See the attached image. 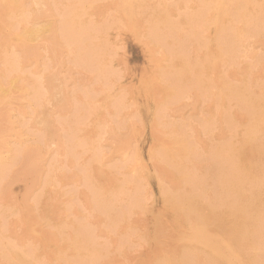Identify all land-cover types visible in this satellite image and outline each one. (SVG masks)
Masks as SVG:
<instances>
[{
    "label": "rangeland",
    "instance_id": "374dc122",
    "mask_svg": "<svg viewBox=\"0 0 264 264\" xmlns=\"http://www.w3.org/2000/svg\"><path fill=\"white\" fill-rule=\"evenodd\" d=\"M34 1L0 0V100H2L0 101V264H7L9 262L7 259L10 260L8 264H21L22 260L25 264H163L164 261L166 262L164 264H175L172 261L178 264L177 260L179 259L180 262L181 258L183 260L179 264H187V261L188 264L191 261L192 263L190 264H203L206 262L208 264H217L216 261H218V264H229L230 262L231 264H260L261 262V264H264V218H260L263 214L262 211L264 212V205H262L264 204L262 202L264 199H261L262 196L258 198L262 192L264 193V176L261 177L262 174H259L264 173V154H262L264 153V150L262 151L264 149V118L262 119V116H264V102H261L264 101L261 99L264 95V0H220L221 2L217 0H214L215 2L213 0H204L205 2L199 0L203 5L199 1L197 3V0H149V2L147 0L146 2L141 0L142 5L139 3L140 0H134V3L131 0H39L40 2L36 1L37 3ZM116 1L118 4L115 3ZM21 2H24L25 5ZM162 2L166 8H164ZM38 3L42 4L39 5ZM124 3L128 5V8L125 7L126 5L124 6ZM244 3L247 4L245 5ZM112 4L115 8L111 6ZM132 5L134 6L135 12ZM220 5H226L225 9L223 8L224 6L221 7ZM123 6L131 14H127L128 12L125 13V8L121 11ZM22 7L24 8L22 9ZM37 7L38 11L36 10ZM142 7L144 11H141ZM215 8H217V11H215ZM117 9L120 11L118 12ZM145 9H148V11L146 12ZM218 9H224L221 12L225 18L222 17L221 19V12L219 13L220 10ZM76 10L79 11L77 12ZM136 10L140 11L136 12ZM239 10L240 12H238ZM121 12H124V15ZM238 13H242V17ZM210 14L215 15H212L211 18ZM232 15L234 18L231 17ZM182 16L186 18V21L185 19L183 20ZM252 18L254 21H252ZM75 19L79 24H77L78 22ZM249 19L251 22L248 21ZM225 20L226 22H232L226 24ZM175 21L177 22L175 23ZM182 21H185L184 23L189 28L186 24L181 23ZM153 22L156 25H153ZM196 22H202L203 25ZM165 23L169 27L164 26ZM38 24L43 27L40 31L41 33L38 32L39 34L37 33L36 37L34 35L28 39H20L19 34L23 27ZM221 24L222 27L220 26ZM206 25L208 26L206 27ZM248 25L252 27L250 28ZM55 26L56 28L57 26L61 28L57 30ZM219 26L222 31H217L216 27L219 29ZM104 27L105 29H103ZM171 28L177 30L174 32ZM184 28L187 32L189 31L188 33L191 36L185 33ZM244 30L248 32L244 33ZM59 31L61 32V36L59 34L56 35ZM170 31L174 36L169 33ZM181 31L185 32L180 33ZM196 31L199 32L197 33ZM65 33H69V37ZM64 34L65 36H63ZM151 34L152 37L156 36L157 38L155 37L153 39ZM222 34L225 39L222 37ZM161 35L164 37L166 35V37L163 38ZM213 36L215 37L213 38ZM239 36L247 38H240ZM64 37H67L66 40ZM177 37L179 38L177 39ZM173 38L174 40H172ZM221 39L224 40L221 41ZM65 41L67 42L65 43ZM225 41L227 45L234 48L235 52L239 53H235L232 50L233 48L231 49L229 46V52L226 51L228 47L224 45ZM178 42L182 46H178ZM215 44L216 46L214 47ZM181 47H183V50L180 52L179 49ZM176 48H179L177 50L179 52L175 50ZM216 49H221L223 52ZM218 52L220 55H217ZM230 52L235 55L229 54ZM183 53L184 55H182ZM2 54L5 55L2 56ZM8 55L11 58L8 59ZM226 55L229 57H224ZM173 70L175 71L173 72ZM169 75H172V77ZM215 81L220 85L217 86ZM260 82L262 85H260ZM13 84L16 86H12ZM234 84L235 86L230 89L229 87H232ZM227 85L230 86L227 88ZM1 87H3V91ZM226 88L229 90H227L228 93ZM239 91H243L244 93L240 95ZM245 92H250V95L253 97L257 96V98L253 99V97L246 95ZM214 93H217V96ZM218 93L222 94L219 95ZM234 93H236L234 96L239 97L240 101L236 97H233ZM224 94H227V96ZM247 96L250 98H247ZM232 98H235L233 101H237L238 104L237 102L234 103ZM257 99L258 101H256ZM228 100L230 101L227 102ZM246 100L248 102L255 101H253L254 103L250 102L252 105H249ZM226 102L228 106H225ZM239 102L242 105V109L240 108ZM255 103L259 107L261 105L260 108L262 109L260 110ZM248 105L250 109H248ZM258 111H262L263 114ZM257 112L261 114L259 117H261L260 120L262 121L259 120V114ZM223 113L226 114L223 115V117H226V120L225 117L224 119L220 118ZM250 113L253 114L252 117H250ZM253 120L257 125L252 123V127H250ZM218 122L222 124H218ZM253 125L257 127L254 128ZM175 126L178 127V131ZM245 127L251 136L248 132L244 131L246 129ZM224 129L230 131L226 132ZM244 132L249 136H246ZM233 133H235V137L231 135ZM242 133L244 134L242 135ZM222 134L228 137H222ZM244 136L245 138H243ZM247 137L250 140H247ZM261 137L262 139H259ZM171 138L173 141L174 139L179 141L173 142ZM183 139L189 147L191 146L190 148L188 145L185 146ZM168 142L171 143L169 144ZM215 144L216 146H213ZM222 144L225 147L227 146L228 149L226 150ZM255 144H258L256 145L257 147ZM177 145L183 149L186 148L187 157L181 147V150L178 151L174 149ZM232 145L235 150L231 147ZM242 145L243 147H241ZM170 146L174 148H169ZM176 148L178 149V147ZM215 148L216 151H213ZM249 149L250 151L248 153ZM229 151L233 153L230 154L232 157L229 155ZM239 152L241 153L239 154ZM250 152H254V154L251 155ZM198 155L199 157H197ZM191 156H194V159ZM255 156L258 158V161ZM217 157L218 162L220 161L222 163H216L215 161V164H213V160L217 159ZM222 157L224 159L226 157L227 159L224 160ZM259 158L263 162L259 163ZM253 159L259 163H256V168L254 167L255 162ZM223 160L225 161L224 164ZM198 161L205 162L200 163ZM237 161L242 166L240 170H238L240 167ZM192 163L197 165H193ZM198 163L201 165H198ZM216 164H219L218 166L223 164L221 167L224 166L225 168L219 167L218 169ZM260 164L263 166H260L259 170V166L257 167V165ZM230 165L235 170L229 168ZM214 166L215 168H213ZM207 169L208 172L206 171ZM242 169H244V172H242ZM248 169H251V173L249 174L247 172ZM217 170H222L223 173L222 171H218L216 174L215 171ZM233 170L235 173H233ZM240 171L245 175H242ZM234 174H237V176ZM192 175H196L193 181ZM225 175H228L230 178ZM252 175H254V180ZM256 175L257 179L255 177ZM212 176L215 178L220 176L217 180L221 183L213 177L216 180L214 181ZM222 177L225 179H222ZM232 177L233 179L236 177L235 182L231 180ZM208 178H211V181ZM185 179L186 181H184ZM201 179H204V181ZM255 179L258 182L260 181V184ZM228 180L233 181V183L230 182V184ZM240 180H242V183ZM194 181H198V183L201 181L199 183L200 187ZM209 181L213 184L214 188L216 185L218 186V188L216 186L217 190H212V184H209ZM249 181H252L255 186H257L256 183L259 185V188L257 187V193H255L256 187L252 189L254 185L252 184V186ZM236 183L237 185L239 184L238 186L241 189L236 186ZM243 183L245 184L243 185ZM186 184H190L192 188L190 186L188 188ZM241 184L244 188L240 186ZM222 185L225 186L222 188ZM226 186L231 189L233 186L235 187L231 191ZM190 188L194 191L190 190ZM235 188L239 192L234 190ZM168 192L169 194H167ZM212 192L214 194L211 197L210 194ZM190 193H192L191 195L193 193L196 195L194 194V197H192ZM228 193L229 195H233L231 197H236L235 200L234 198H229ZM198 194H201L203 197ZM240 194H243V196ZM223 195L228 198H225ZM244 196L245 199L247 197L246 202L243 198ZM183 198H185V202H183ZM259 199L262 200H260L262 202L261 204ZM168 200L169 202H166ZM213 202L216 204L214 203L213 205ZM236 203L238 206L243 203V206H240V208H245L246 211L242 208H236ZM245 203L251 204L246 205ZM176 205H179L180 209ZM193 206H196L194 207L195 210ZM256 206L257 209H255ZM203 207L208 208L204 209ZM248 207L251 208V212ZM252 207H254L255 212ZM236 209L242 210L243 214H240L241 212L236 211ZM177 210L178 213H181L178 214ZM232 210L236 215L235 218L233 217L234 214H231L233 213ZM221 212L224 214H221ZM253 212L258 215L256 216ZM197 213L202 214L197 215ZM250 213L252 214L250 215ZM225 214H229L231 217ZM217 215L224 221H221ZM239 215L247 216H245V219H241L242 217ZM183 217L186 218L184 219ZM193 217L196 221H192ZM253 219L258 220L255 222V220L252 221ZM207 220L211 223H206ZM236 220L239 221L238 224L234 222ZM244 220L246 222L250 220L252 224L254 222L253 225L256 224L258 228L256 229V226L252 225L253 229L251 231L249 229L252 228L250 227L251 225H248L249 227L247 226L250 222L245 223ZM241 222H244L243 226ZM229 223H232L230 225L232 226V230H230V226H226ZM219 226L225 228L219 229ZM190 227L191 229H189ZM187 229L190 230L189 233L195 232L192 230H196L195 234L198 233V229L200 231L204 230V235L207 234L206 237L208 236V239L200 232L198 234L201 238L203 236L201 242L206 241L209 245L206 243L202 245L198 240H196L197 242H194V240V244L192 242L190 244L189 241H192L193 238L188 235H193L194 233H186L188 231ZM227 229L229 232H234V235L230 233L232 237H235L242 229V233L240 232L239 234L240 236L243 235L242 238L238 235L239 239L237 241L236 237L238 236L232 238L226 231L224 232L226 233L224 236L223 231ZM238 229L239 231H237ZM215 230L220 232L217 231V234ZM176 232L180 235L178 236ZM248 232H250L248 235L251 234L250 237L252 240L250 242V238L247 236ZM252 232L255 233L252 234ZM259 232L260 237L263 235L261 238L258 237ZM180 236L186 237L185 239L187 237L192 239L185 240L184 237L180 238ZM244 236L249 243L247 241L245 242L243 239ZM254 236H257V240L256 238L253 240ZM209 237L212 241H207ZM179 238L183 239L180 240ZM213 239H215V242ZM219 240L226 244L227 250H231L234 247V251L232 250L234 256L238 254L235 258L241 260L242 256L243 259L240 262L236 259V261L234 260L232 262L231 260L234 259L232 257V251H227L225 245ZM233 240L237 243L241 242L238 244L240 247L243 246V250ZM211 242L221 243L219 244L220 251L223 250L226 255L229 254V258L227 257L228 259H226L230 260L227 261L221 258L219 260L210 248ZM251 242H254V244L250 245ZM246 243L253 246V248L257 244L259 246L257 245L254 248L255 250L252 247H249L252 248L251 250H247L249 245ZM192 244L194 246L196 245V247ZM205 244L209 247L205 246ZM230 247L232 248L230 249ZM244 247L248 251L247 253ZM256 250L257 253L255 254ZM200 251L205 254L206 259ZM240 251L242 253L244 252L245 255L242 254L240 256ZM260 253L263 255H260ZM172 254L173 256H171ZM159 255H162V258ZM188 255L189 258L187 257ZM6 256L7 261L4 259ZM25 256L26 258L24 260ZM245 256H249L248 258H251V262ZM29 257L32 260L31 262ZM170 257L171 260H169ZM202 257H204V260ZM252 257H256L260 261H256V258L252 259ZM158 258L161 260L157 262ZM23 262L22 264H24Z\"/></svg>",
    "mask_w": 264,
    "mask_h": 264
},
{
    "label": "bare ground",
    "instance_id": "6f19581e",
    "mask_svg": "<svg viewBox=\"0 0 264 264\" xmlns=\"http://www.w3.org/2000/svg\"><path fill=\"white\" fill-rule=\"evenodd\" d=\"M10 1H13V0H10ZM36 1L40 2L39 0H35L34 2H36ZM42 1H43V0H42ZM46 1H47V0H46ZM112 1H114V0H112ZM117 1H118V0H117ZM117 1H116L115 3H117ZM125 1H127V0H125ZM131 1L133 2L134 0H131ZM135 1H136V0H135ZM135 1H134V2H135ZM144 1L146 2V0H144ZM147 1L149 2V0H147ZM150 1H151V0H150ZM158 1H159V0H158ZM198 1H199V0H197V3L200 2V4H202L201 1H199V2H198ZM203 1H204V0H203ZM217 1H220V0H217ZM234 1H235V0H234ZM248 1H250V0H248ZM258 1H259V0H258ZM260 1H261V0H260ZM25 2H27V1H25ZM34 2H33V4H34ZM55 2H56V1H55ZM134 2H133V3H134ZM137 2H139V1H137ZM137 2H136V3H137ZM153 2H154V1H153ZM155 2H156V1H155ZM204 2H205V1H204ZM206 2H207V1H206ZM213 2H215V1L213 0ZM220 2H221V1H220ZM220 2H219V3H220ZM226 2H227V1H226ZM236 2H237V1H236ZM241 2H242V1H241ZM8 3H10V2L8 1ZM21 3H23V4L25 5L24 2H21ZM36 3H37V2H36ZM56 3H57V2H56ZM115 3H114V4H115ZM121 3H122V2H121ZM127 3H128V2H127ZM139 3L142 5V1H141V0H140ZM27 4H28V3H27ZM38 4L40 5V4H42V3H38ZM117 4H118V3H117ZM158 4H160V3H158ZM162 4H163V2H162ZM205 4H206V3H205ZM214 4H216V3H214ZM222 4H223V3H222ZM225 4H226V3H225ZM233 4H234V3H233ZM238 4H240V3L238 2ZM244 4H245V3H244ZM246 4H247V3H246ZM246 4H245V5H246ZM248 4H249V3H248ZM19 5H20V4H19ZM21 5H22V4H21ZM55 5H56V4H55ZM55 5H54V6H55ZM58 5H59V4H58ZM58 5H57V6H58ZM121 5H122V4H121ZM125 5H126V3H124V6H125ZM153 5H154V4H153ZM163 5H164V8H166V7H165V4H163ZM202 5H203V4H202ZM207 5H208V3H207ZM261 5H262V4H261ZM27 6H28V5H27ZM111 6H113V4H112ZM124 6L122 7V10H121V11H123V9H124L125 7H127L128 5H126L125 7H124ZM138 6H139V5H138ZM148 6H149V5H148ZM148 6H147V7H148ZM155 6H156V5H155ZM155 6H154V7H155ZM208 6H209V5H208ZM214 6H215V5H214ZM217 6H218V5H217ZM220 6H221V5H220ZM220 6H219V7H220ZM223 6H224V5H223ZM223 6H221V7H223ZM225 6H226V5H225ZM225 6L223 7L224 9H225ZM233 6H234V5H233ZM238 6H239V5H238ZM249 6H251V5H249ZM252 6H253V3H252ZM252 6H251V8H252ZM259 6H260V5H259ZM263 6H264V5H263ZM35 7H36V6H35ZM38 7H39V6H38ZM38 7H37V9H36L37 11H38ZM41 7H42V6H41ZM44 7H45V5H44ZM133 7H134V6L132 5V8H133ZM145 7H146V4H145ZM145 7H144V8H145ZM156 7H157V6H156ZM156 7H155V8H156ZM158 7H159V6H158ZM199 7H201V6H199ZM211 7H212V6H211ZM227 7H228V6H227ZM243 7H244V6H243ZM255 7H256V6H255ZM23 8H24V7H22V9H23ZM25 8H26V6H25ZM113 8H115V7L113 6ZM120 8H121V6H120ZM127 8H128V7H127ZM127 8H125V9H126V12H125V13L128 12V9H127ZM129 8H130V7H129ZM132 8H131V9H132ZM152 8H153V6H152ZM209 8H210V7H209ZM244 8H245V7H244ZM262 8H263V7H262ZM26 9H27V8H26ZM52 9H53V8H52ZM58 9H59V8H58ZM149 9H150V8H149ZM203 9H204V8H203ZM211 9H212V8H211ZM215 9H216L215 11H217V8H215ZM221 9H222V8H221ZM221 9H218V10H220L219 13H220L221 11H224V9H223V10H221ZM238 9H239V7H238ZM252 9H253V8H252ZM256 9H257V7H256ZM258 9H259V8H258ZM11 10H12V9H11ZM27 10H28V9H27ZM30 10H32V9H30ZM133 10H134V8H133ZM145 10H146V9H145ZM161 10H163V9H161ZM167 10H168V9H167ZM172 10H173V9H172ZM207 10H208V9H207ZM207 10H205L206 13H208ZM231 10H232V9H231ZM233 10H234V8H233ZM244 10H245V9H244ZM254 10H255V8H254ZM52 11H54V10H52ZM72 11H73V10H72ZM76 11H77V10H76ZM78 11H79V10H78ZM78 11H77V12H78ZM117 11H118V9H117ZM119 11H120V10H119ZM119 11H118V12H119ZM139 11H140V10H139ZM139 11L136 10V12H139ZM141 11H144L143 7H142V10H141ZM147 11H148V9L146 10V12H147ZM173 11H174V10H173ZM175 11L178 12L177 10H175ZM199 11H200V10H199ZM202 11H203V10H202ZM202 11H201V12H202ZM205 11H204V12H205ZM213 11H214V10H213ZM213 11H212V13H213ZM215 11H214V12H215ZM248 11H251V12H252L253 10H248ZM11 12H12V11H11ZM31 12H32V11H31ZM34 12H35V11H34ZM54 12H55V11H54ZM129 12H130V11H129ZM129 12H128L127 14H131V13H129ZM134 12H135V10H134ZM153 12H154V11H153ZM236 12H237V11H236ZM238 12H240V10H239ZM242 12H243V10H242ZM263 12H264V10H263ZM14 13H15V12H14ZM17 13H18V12H17ZM73 13H75V12H73ZM114 13H116V11H114ZM121 13H122V12H121ZM143 13H144V12H143ZM160 13H161V12H160ZM174 13H175V12H174ZM181 13H183V12H181ZM194 13H195V12H194ZM216 13L219 15L218 12H216ZM253 13H254V12H253ZM261 13H262V11H261ZM21 14H22V13H21ZM37 14H38V12H37ZM75 14H76V13H75ZM110 14H111V13H110ZM122 14L124 15V12H123ZM134 14L136 15V13H134ZM176 14H177V13H176ZM176 14H175V15H176ZM178 14H179V13H178ZM222 14H223V13L221 12V13H220V15H221V19H222V17H224V14H223V15H222ZM225 14H226V13H225ZM238 14H240V13H238ZM256 14H258V13H256ZM23 15H24V14H23ZM25 15H26V14H25ZM72 15H73V14H72ZM139 15H142V14H139ZM139 15H138V16H139ZM143 15H145V14H143ZM194 15H195V14H194ZM198 15H199V14H198ZM208 15H209V14H208ZM210 15H211L210 17L212 18V15H215V14H210ZM220 15H219V16H220ZM235 15H237V14L235 13ZM245 15H246V14H245ZM248 15H249V14H248ZM253 15H254V14H253ZM125 16H126V14H125ZM127 16H128V15H127ZM130 16H132V15H130ZM146 16H147V14H146ZM199 16H200V15H199ZM246 16H247V15H246ZM258 16H260V15H258ZM263 16H264V15H263ZM20 17H21V15H20ZM30 17H31V16H30ZM72 17H73V16H72ZM132 17H133V16H132ZM135 17H136V16H135ZM139 17H140V16H139ZM139 17H138V18H139ZM150 17H151V16H150ZM180 17H181V15H180ZM190 17H191V16H190ZM193 17H194V16H193ZM202 17H203V14H202ZM213 17H215V16H213ZM226 17H227V16H226ZM231 17H233V15H232ZM231 17H230V18H231ZM240 17H242V13L240 14ZM250 17H251V16H250ZM106 18H107V17H106ZM110 18H111V17H110ZM126 18H127V17H126ZM147 18H148V17H147ZM147 18H145V19H147ZM155 18H156V17H155ZM171 18H172V17H171ZM182 18H183V20L185 19V21H186V18H185L184 16H182ZM207 18H208V17H207ZM224 18H225V17H224ZM230 18H229V19H230ZM233 18H234V17H233ZM237 18H238L239 20H241V19L239 18V16H237ZM246 18H247V17H246ZM254 18H255V16H254ZM256 18H258V17H256ZM22 19H23V18H22ZM26 19H27V18H26ZM28 19H29V18H28ZM68 19H69V18H68ZM108 19H109V17H108ZM152 19H153V18H152ZM192 19H193V18H192ZM196 19H198V18H196ZM200 19H202V18L200 17ZM200 19H199V20H200ZM263 19H264V17H263ZM38 20H40V19H38ZM66 20H67V19H66ZM70 20H71V19H70ZM70 20H69V22H70ZM75 20H76V19H75ZM161 20H162V19H161ZM170 20H172V19H170ZM170 20H169V21H170ZM179 20H181V19H179ZM194 20H195V18H194ZM209 20H210V19H209ZM212 20H213V19H212ZM227 20H228V17H227ZM48 21H49V20H48ZM76 21H77V20H76ZM76 21H75V22H76ZM135 21H136V20H135ZM137 21L139 22L138 19H137ZM151 21H152V20H151ZM153 21H154V20H153ZM172 21H173V20H172ZM185 21H184V22H185ZM214 21L217 22V20H215V19H214ZM237 21H238V20H237ZM248 21H250V19H249ZM252 21H254L253 18H252ZM262 21H263V20H262ZM28 22H29V21H28ZM45 22H46V21H45ZM50 22H51V21H50ZM77 22H78V21H77ZM77 22H76V23H77ZM155 22H156V21H155ZM155 22H153L152 24L154 25ZM160 22H161V21H160ZM176 22H177V21H175V23H176ZM184 22L182 21L181 23H184ZM210 22H211V21H210ZM218 22H219V21H218ZM225 22H226V20H225ZM228 22H232V21H228ZM228 22H226V24H227ZM234 22H235V21H234ZM250 22H251V21H250ZM255 22H256V21H255ZM255 22H253V23H255ZM258 22H259V20H258ZM258 22H257V23H258ZM24 23H25V22H24ZM47 23H49V22H47ZM143 23H144V22H143ZM156 23H157V22H156ZM163 23H164V22H163ZM163 23H162V24H163ZM167 23H168V22H167ZM167 23H165L164 26L167 27V26H168V25H166ZM175 23H173V24L175 25ZM196 23H199V22H196ZM211 23H212V22H211ZM211 23H210V24H211ZM257 23H256V24H257ZM25 24H26V23H25ZM29 24H30V23H29ZM29 24H28V25H29ZM39 24H40V23H39ZM39 24H38V25H34V26H29V27L26 26V27H23V29L21 28V29H22V30L20 29L21 32L19 31L20 34L18 33L20 39H22V40H23V39H26V38L28 39V38L33 37L34 35H35L34 37H36L37 33L40 32V31L42 30V28H43V27H42L41 25H39ZM44 24L46 25V23H44ZM57 24H58V23H57ZM73 24H74V23H73ZM77 24H79V22H78ZM81 24H82V23H81ZM157 24H158V23H157ZM162 24H161V25H162ZM170 24H171V23H170ZM184 24H186V23H184ZM188 24H189V23H188ZM199 24H202V25H203L202 22L199 23ZM210 24H209V25H210ZM213 24H214V22H213ZM217 24H218V23H217ZM230 24H231V23H230ZM235 24H236V23H235ZM26 25H27V24H26ZM45 25H44V26H45ZM49 25H50V24H49ZM136 25H137V24H136ZM155 25H156V24H155ZM161 25H160V26H161ZM178 25H179V24H178ZM214 25H215V24H214ZM228 25H229V24H228ZM237 25H238V24H237ZM22 26H23V25H22ZM77 26H78V25H77ZM146 26H147V25H146ZM146 26H145V27H146ZM175 26H176V25H175ZM186 26H187V24H186ZM193 26H194V25H193ZM207 26H208V25H206V27H207ZM220 26L222 27V24H221ZM220 26H219V29L216 27L217 31L221 30V29H220ZM225 26H226V25H225ZM246 26H247V25H246ZM249 26H250V25H248V27H249ZM46 27L48 28V26H46ZM102 27H103V26H102ZM134 27H135V26H134ZM148 27H149V26H148ZM154 27H155V26H154ZM168 27H169V26H168ZM173 27H174V26H173ZM187 27L189 28V26H187ZM190 27L192 28L191 25H190ZM251 27H252V26H250V28H251ZM55 28H56V26H55ZM59 28H61V27H59ZM59 28H58V26H57L56 29L58 30ZM74 28H75V27H74ZM77 28H78V27H77ZM159 28H160V27H159ZM164 28H165V27H164ZM175 28H176V27H175ZM177 28H178V27H177ZM196 28H198V27H196ZM204 28H205V27H204ZM48 29H50V28H48ZM64 29H65V28H64ZM71 29H72V28H71ZM75 29H76V28H75ZM100 29H101V28H100ZM103 29H105V27H104ZM161 29H163V28H161ZM171 29H172V28H171ZM216 29H215V31H216ZM57 30H56V31H57ZM153 30H154V29H153ZM153 30H151V31H153ZM169 30H170V29H169ZM176 30H177V29H176ZM176 30H175V29H172V31H174V32H175ZM184 30H185V28H184ZM204 30H205V29H204ZM239 30H240V29H239ZM247 30H248V29H247ZM253 30H254V29H253ZM253 30H252V31H253ZM45 31H46V30H45ZM47 31H48V30H47ZM61 31H62V29H61ZM103 31H104V30H103ZM148 31H149V29H148ZM166 31H168V30H166ZM185 31H186V32H185ZM185 31H181L180 33L185 32V33L187 34V33L189 32V31L187 32V30H185ZM215 31H214V32H215ZM221 31H222V30H221ZM228 31H229V29H228ZM63 32H65V31H63ZM75 32H77V31L75 30ZM79 32H80V31H79ZM155 32H156V31H155ZM196 32H197V31H196ZM198 32H199V31H198ZM198 32H197V33H198ZM243 32H244V33H247L248 31L245 32V30H244ZM40 33H41V32H40ZM60 33H61V32L59 31V32L56 33V35L59 34V36H61ZM150 33H151V32H150ZM158 33H159V32H158ZM166 33H167V32H166ZM169 33H170L172 36H174V35L172 34L171 31H170ZM236 33H238V31H236ZM38 34H39V33H38ZM65 34H67V37H69V36H68L69 33H65ZM65 34H64L63 36H65ZM163 34H164V32H163ZM176 34H177V33H176ZM186 34H185V35H186ZM188 34L190 35V33H188ZM215 34H216V33H215ZM220 34H221V33H220ZM228 34H229V33H228ZM148 35H149V34H148ZM157 35H160V34H157ZM181 35H182V34H181ZM181 35H180V36H181ZM198 35H199V34H198ZM232 35H233V34H232ZM236 35L238 36V34H236ZM161 36H163V35H161ZM182 36H183V35H182ZM190 36H191V35H190ZM202 36H203V32H202ZM205 36H206V35H205ZM237 36H236V37H237ZM242 36H243V35H242ZM67 37H66V38H67ZM74 37H75V33H74ZM151 37H152V34H151ZM155 37H156V36H155ZM155 37L153 36L152 38L154 39ZM165 37H166V35H165ZM165 37L163 36V38H165ZM214 37H215V36H213V38H214ZM216 37H217V36H216ZM222 37H223V34H222ZM233 37H234V36H233ZM239 37H240V36H239ZM50 38H51V37H50ZM64 38H65V37H64ZM66 38H65V40H66ZM156 38H157V37H156ZM169 38H170V37H169ZM174 38H176V37H174ZM174 38H173L172 40H174ZM178 38H179V37H177V39H178ZM190 38H191V37H190ZM201 38H202V37H201ZM223 38H224V37H223ZM227 38H228V37H227ZM230 38H231V37H230ZM240 38H245V39H246L247 37H240ZM248 38H249V37H248ZM62 39H63V38H62ZM62 39H61V40H62ZM71 39H73V38H71ZM71 39H70V40H71ZM149 39H150V38H149ZM181 39H182V38H181ZM218 39H220V38L218 37ZM224 39H225V38H224ZM224 39H221V41L224 40ZM232 39H233V38H232ZM237 39H238V38H237ZM63 40H64V39H63ZM155 40H157V39H155ZM179 40H180V39H179ZM194 40H195V38H194ZM201 40H202V39H201ZM210 40H211V39H210ZM213 40H214V39H213ZM247 40H249V39H247ZM31 41H32V40H31ZM33 41H34V40H33ZM48 41H49V40H48ZM67 41H68V40H67ZM67 41H65V43H66ZM72 41H73V40H72ZM150 41H151V39H150ZM175 41H176V40H175ZM216 41H218V40H216ZM236 41H237V40H236ZM20 42H21V41H20ZM25 42H26V41H25ZM152 42H153V41H152ZM169 42H170V41H169ZM171 42H172V41H171ZM179 42H181V41H179ZM179 42H178V43H179ZM198 42H199V41H198ZM238 42H239V41H238ZM248 42H249V41H248ZM49 43H50V42H49ZM54 43H55V42H54ZM63 43H64V42H63ZM69 43H70V41H69ZM72 43H73V42H72ZM178 43H177V44H178ZM199 43H200V42H199ZM209 43H210V42H209ZM211 43H212V42H211ZM214 43H215V42H214ZM216 43H217V42H216ZM223 43H224V41H223ZM226 43H227V42L225 41V44H224V45H226L227 47H228V46L230 47V45H227ZM228 43H229V42H228ZM236 43H237V42H236ZM26 44H27V43H26ZM61 44H62V43H61ZM170 44H171V43H170ZM177 44H176V45H177ZM206 44H207V43H206ZM233 44H234V43H233ZM243 44H244V43H243ZM24 45H25V44H24ZM171 45H172V44H171ZM173 45H174V43H173ZM180 45L182 46L181 43H179L178 46H180ZM234 45H235V44H234ZM25 46H26V45H25ZM25 46H23V47H25ZM178 46H177V47H178ZM215 46H216V44L214 45V47H215ZM220 46H221V45H220ZM243 46H244V45H243ZM229 47H228V49L226 48V49H227L226 51H228V52H229V50H230ZM244 47H245V46H244ZM247 47H248V46H247ZM247 47H246V48H247ZM182 48H183V47H181L180 49L178 48L180 52H181V50H183ZM216 48H217V47H216ZM223 48H224V47H223ZM230 48L232 49L233 47H230ZM246 48H244V49H246ZM178 49L176 48L175 50L177 51ZM184 49H185V48H184ZM237 49H238V48H237ZM237 49H236V51H237ZM216 50H218V49H216ZM220 50H221V49H219L218 51H220ZM232 50L234 51V48H233ZM232 50H231V51H232ZM239 50H240V49H239ZM241 50H242V49H241ZM176 51H175V52H176ZM179 51H177V52H179ZM221 51H222V50H221ZM182 52H183V51H182ZM184 52H185V51H184ZM222 52H223V51H222ZM228 52H227V53H228ZM234 52H235V51H234ZM216 53H217V51H216ZM235 53H239V52H235ZM240 53H241V52H240ZM177 54H179V53H177ZM185 54H186V52H185ZM222 54H223V53H222ZM229 54H233V53L230 52ZM229 54H228V55H229ZM3 55H5V54H2V56H3ZM179 55H181V54H179ZM179 55H178V56H179ZM182 55H184V53H183ZM213 55H214V54H213ZM217 55H220V53L218 52ZM217 55H214V56H217ZM228 55H226V56H224V57L227 58ZM233 55H235V54H233ZM2 56H1V57H2ZM8 56H9V55H8ZM222 56H223V55H222ZM4 57H5V56H4ZM174 57H175V56H174ZM179 57H180V56H179ZM217 57H218V56H217ZM228 57H229V56H228ZM232 57H233V56H232ZM9 58H11V56H9L8 59H9ZM233 58H234V57H233ZM2 59H3V58H2ZM4 59H5V58H4ZM185 59H187V58H185ZM234 59H235V58H234ZM10 60H11V59H10ZM208 60H209V59H208ZM5 61H6V60H5ZM7 61H8V60H7ZM173 61H174V60H173ZM188 61H189V60H188ZM1 62H2V61H1ZM8 62H9V61H8ZM186 62H187V61H186ZM191 62H192V61H191ZM191 62H190V63H191ZM9 64H10V63H9ZM188 64H189V63H188ZM7 66H8V65H7ZM221 66H222V65H221ZM9 69H10V68H9ZM13 69H14V68H13ZM5 70H6V69H5ZM156 70H157V69H156ZM158 70H159V69H158ZM166 70H167V69H166ZM193 70H194V69H193ZM171 71H172V70H171ZM174 71H175V70H173V72H174ZM194 71H195V70H194ZM11 72H13V71L11 70ZM166 72H167V71H166ZM166 72H165V73H166ZM192 72H193V71H192ZM213 72H214V71H213ZM213 72H212V73H213ZM215 72H216V71H215ZM4 73H5V72H4ZM14 73H15V72H14ZM169 73H170V72H169ZM176 73H177V72H176ZM178 73H179V71H178ZM170 74H172V73H170ZM173 74H174V73H173ZM179 74L181 75V73H179ZM188 74H189V73H188ZM195 74H197V73H195ZM7 75H8V74H7ZM165 75H166V74H165ZM167 75H168V72H167ZM174 75H176V74H174ZM180 75H179V77H180ZM193 75H194V74H193ZM16 76H17V74H16ZM169 76L172 77V75H169ZM216 76H217V75H216ZM164 77H165V76H164ZM214 77H215V76H214ZM15 78H16V77H15ZM13 79H14V78H13ZM13 79H12V80H13ZM165 79H166V77H165ZM14 80H15V79H14ZM14 80H13V81H14ZM16 80H17V79H16ZM202 80H204V79H202ZM214 80H215V79H214ZM216 80H217V78H216ZM221 80H222V79H221ZM204 81H205V80H204ZM217 81H218V80H217ZM217 81H215V83H217ZM10 82H12V81H10ZM14 82H15V81H14ZM14 82H13V83H14ZM205 82H207V81H205ZM219 82H220V81H219ZM16 83H17V82H16ZM209 83H210V81H209ZM220 83H221V82H220ZM260 83H261V82H260ZM11 84H12V83H11ZM200 84H201V82H200ZM206 84H207V83H206ZM221 84H222V83H221ZM239 84H240V83H239ZM245 84H246V83H245ZM9 85H10V84H9ZM9 85H8V86H9ZM208 85H209V84H208ZM208 85H207V86H208ZM212 85H213V84H212ZM216 85L219 86L220 84L218 85V83H217ZM216 85H215V86H216ZM230 85H231V84H230ZM230 85H229V86H230ZM236 85H238V84H236ZM260 85H262V83H261ZM2 86H3V84H2ZM12 86H16V85L13 84ZM213 86H214V85H213ZM229 86L227 85V88H228ZM233 86H235V84L232 85V87L230 86L229 88L231 89V88H233ZM245 86H246V85H245ZM247 86H248V85H247ZM258 86H259V85H258ZM10 87H11V85H10ZM10 87H9V88H10ZM209 87H210V86H209ZM242 87H243V85H242ZM252 87H254V86H252ZM252 87H251V88H252ZM255 87H257V86H255ZM9 88H8V89H9ZM222 88H224V86H222ZM227 88H226V91L228 90ZM234 88H235V87H234ZM238 88H239V87H238ZM1 89H2V91H3V87H1ZM6 89H7V88H6ZM11 89H12V88H11ZM19 89H20V88H19ZM19 89H18V90H19ZM240 89H241V88H240ZM240 89H239V90H240ZM245 89H247V88H245ZM252 89L254 90V88H252ZM256 89H258V87H257ZM14 90H15V87H14ZM235 90H238V89H235ZM242 90H244V89H242ZM253 90H251V91H253ZM211 91H212V90H211ZM211 91H210V92H211ZM215 91H216V90H215ZM218 91H219V90H218ZM228 91H229V90H228ZM228 91H227V93H228ZM244 91H245V90H244ZM261 91H262V90H261ZM5 92H7V91H5ZM5 92H4V93H5ZM213 92H214V91H213ZM233 92H234V90H233ZM239 92H240V91H239ZM253 92H254V91H253ZM257 92H258V91H257ZM16 93H17V90H16ZM19 93H20V92H19ZM230 93H231V92H230ZM241 93H244V92H243V91L240 92V95H241ZM245 93H246V92H245ZM247 93H248V92H247ZM247 93H246V95H249V96L253 97L252 95L249 94L250 92H249L248 94H247ZM255 93H256V92H255ZM5 94H6V93H5ZM5 94H4V95H5ZM7 94H8V92H7ZM214 94L216 95L217 93H214ZM218 94H219V93H218ZM221 94H222V93H221ZM221 94H219V95H221ZM235 94H236V93L233 94V97H236V98H237V96H234ZM258 94H259V93H258ZM260 94H261V93H260ZM224 95L227 96V94H224ZM228 95H229V94H228ZM231 95H232V94H231ZM243 95H244V94H243ZM262 95H263V94H262ZM0 96H1V95H0ZM14 96H15V95H14ZM14 96H13V97H14ZM33 96H34V95H33ZM33 96H32V98H33ZM216 96H217V95H216ZM3 97H4V96H3ZM11 97H12V96H11ZM173 97H174V96H173ZM213 97H214V96H213ZM222 97H223V96H222ZM222 97H220V98H222ZM231 97H232V96H231ZM241 97L243 98V96H241ZM241 97H240V98H241ZM8 98H9V96H8ZM220 98H219V99H220ZM224 98H225V97H224ZM224 98H223V100H224ZM247 98H250V97L247 96ZM254 98L256 99L257 96H256V97H253V99H254ZM214 99H216V98H214ZM225 99H226V98H225ZM229 99H230V97H229ZM234 99H235V98H234ZM234 99L232 98V101H233ZM237 99H239V97H238ZM237 99H236V100H237ZM261 99L264 100V95H263V98L261 97ZM3 100H4V99H3ZM6 100H7V99H6ZM8 100H9V99H8ZM217 100H218V99H217ZM243 100L245 101V99H243ZM248 100H249V99H248ZM0 101H2V100H0ZM229 101H230V100H228L227 102H229ZM238 101H240V99H239ZM246 101H247V100H246ZM253 101H255V100H252V101H250V102H253ZM256 101H258V99H257ZM227 102H226L225 106H226V105L228 106V103H227ZM233 102H234V101H233ZM235 102H237V101H235ZM235 102H234V103H235ZM241 102H242V101H241ZM247 102H248V101H247ZM250 102H248L249 105H252V104H250ZM261 102L263 103L264 101H261ZM223 103H224V102H223ZM223 103H222V104H223ZM253 103H254V102H253ZM256 103H257V102H256ZM256 103H255V105H256ZM258 103H259V102H258ZM237 104H238V102H237ZM242 104H243V103H242ZM263 104H264V103H263ZM239 105H240V102H239ZM243 105H244V104H243ZM249 105H248V109H250V108H249V107H250ZM220 106H221V104H220ZM232 106H233V105H232ZM234 106H235V105H234ZM237 106H238V105H237ZM240 106H241L240 108L242 109V105H240ZM253 106H254V105H253ZM256 106H257V105H256ZM263 106H264V105H263ZM223 107H224V106H223ZM243 107H244V106H243ZM257 107L260 108L261 105H260V107H259V105H258ZM226 108H228V107H226ZM245 108H246V107H245ZM234 109H235V107H234ZM261 109H262V108H260V110H261ZM225 110H226V109H225ZM237 110H238V109H237ZM245 110H246V109H245ZM258 110H259V109H258ZM263 110H264V109H263ZM217 111L219 112L218 109H217ZM227 111H228V110H227ZM246 111H247V110H246ZM256 111H257V110H256ZM256 111H255V112H256ZM222 112H223V110H222ZM243 112H245V111H243ZM249 112H250V110H249ZM252 112H254V111H252ZM258 112H259V113H260V112L262 113V111H258ZM258 112H257V113H258ZM220 113H221V111H220ZM259 113H258V114H259ZM215 114H216V113H215ZM228 114H229V112H228ZM245 114H246V112H245ZM250 114H251V113H250ZM262 114H263V113H262ZM223 115H226V114L223 113V114L221 115L222 117H220V116H219V117H220L221 119H222V118L224 119L225 116L223 117ZM252 115H253V114H251L250 117H252ZM260 115H261V114H259L258 117H259ZM217 116H218V115H217ZM216 118H217V117H216ZM216 118H215V119H216ZM220 118H219V119H220ZM247 118H248V116H247ZM260 118H261V117H259V120H260ZM263 118H264V116H262V119H263ZM215 119H214V120H215ZM252 119H253V118H252ZM254 119H255V117H254ZM225 120H226V117H225ZM245 120H246V118H245ZM255 120H257V119H255ZM259 120H258V121H259ZM263 120H264V119H263ZM218 121H219V120H218ZM222 121H223V120H222ZM251 121H252V120H251ZM260 121H262V120H260ZM248 122H249V121H248ZM263 122H264V121H263ZM219 123H220V122H218V124H219ZM223 123H225V122L223 121ZM227 123L229 124V122H227ZM252 123H255V124L257 125V123L254 122V120H253V122H251L250 127H252ZM259 123H260V122H259ZM43 124H44V123H43ZM220 124H222V123H220ZM225 124H226V123H225ZM214 125H215V124H214ZM263 125H264V124H263ZM263 125H262V126H263ZM211 126H212V125H211ZM216 126H218V125L216 124ZM220 126H221V125H220ZM253 126H254V128L257 127V126H255V125H253ZM260 126H261V125H260ZM175 127H176V126H175ZM207 127H209V126H207ZM177 128H178V127H176V129H177ZM245 128H246V127H245ZM248 128H249V127H248ZM230 129H231V128H230ZM263 129H264V127H263ZM170 130H171V129H170ZM224 130H225V129H224ZM227 130H228V129H227ZM250 130H251V129H250ZM250 130H249V131H250ZM173 131H174V130H173ZM177 131H178V129H177ZM177 131H176V132H177ZM219 131H220V130H219ZM225 131H226V130H225ZM228 131H230V130H228ZM228 131H226V132H228ZM244 131H245V132H248V129L246 128V129H244ZM251 131H253V130H251ZM254 131H255V130H254ZM256 131H257V130H256ZM258 131H259V129H258ZM170 132H171V131H170ZM174 132H175V131H174ZM206 132H207V131H206ZM226 132H225V133H226ZM232 132H233V131H232ZM245 132H244V133H245ZM261 132H262V130H261ZM263 132H264V131H263ZM263 132H262V133H263ZM168 133H169V132H168ZM244 133H242V135H243ZM262 133H261V134H262ZM223 134H224V133H223ZM223 134H222V137L224 136ZM248 134L250 135V132H248ZM248 134L245 133L246 136H247ZM255 134H256V133H255ZM170 135H171V134H170ZM170 135H169V137H171ZM228 135H229V134H228ZM231 135L234 136L235 133H233V134H231ZM249 135H248V136H249ZM258 135H259V134H258ZM178 136H179V135H178ZM204 136H205V135H204ZM226 136H227V135H225L224 137H226ZM250 136H251V135H250ZM252 136H253V135H252ZM263 136H264V134H263ZM263 136H262V137H263ZM202 137H203V136H202ZM205 137H206V136H205ZM227 137H228V136H227ZM234 137H235V136H234ZM239 137H240V136H239ZM239 137H238V138H239ZM255 137H256V135H255ZM258 137H259V136H258ZM262 137L259 138V139H262ZM172 138H173V137H172ZM172 138H171V139H172ZM174 138H175V137H174ZM179 138H181V137H179ZM243 138H245V136H244ZM247 138H248V137H247ZM2 139H3V138H2ZM2 139H1V140H2ZM171 139H170V140H171ZM176 139H177V137H176ZM197 139H198V138H197ZM223 139H225V138H223ZM168 140H169V139H168ZM181 140H182V139H181ZM181 140H180V142H181ZM205 140H206V139H205ZM231 140H232V139H231ZM234 140H235V139H234ZM236 140H237V138H236ZM243 140H244V139H243ZM247 140H250V139L248 138ZM251 140H252V139H251ZM263 140H264V138H263ZM166 141H167V140H166ZM172 141H173V139H172ZM174 141L176 142V141H179V140H175V139H174ZM174 141H173V142H174ZM183 141H184V139H183ZM201 141H202V140H201ZM208 141H209V140H208ZM252 141H253V140H252ZM260 141H261V140H260ZM173 142H172V143H173ZM229 142L231 143L230 140H229ZM229 142H228V143H229ZM0 143H1V142H0ZM4 143H5V142H4ZM4 143H3V144H4ZM168 143H169V142H168ZM170 143H171V142H170ZM170 143H169V144H170ZM178 143H179V142H178ZM200 143H201V142H200ZM200 143H199V144H200ZM210 143H211V142H210ZM226 143H227V141H226ZM230 143H229V144H230ZM236 143L238 144V142H236ZM236 143H235V144H236ZM253 143H254V141H253ZM179 144H180V143H179ZM184 144H185V146L188 145L185 141H184ZM233 144H234V143H233ZM235 144H234V145H235ZM237 144H236V145H237ZM245 144H246V143H245ZM261 144H262V143H261ZM261 144H260V145H261ZM263 144H264V143H263ZM263 144H262V145H263ZM202 145H204V144H202ZM205 145H206V144H205ZM208 145H209V143H208ZM222 145H223V144H222ZM239 145H240V143H239ZM249 145L251 146V144H249ZM256 145H258V144H255V146H256ZM262 145H261V146H262ZM206 146H207V145H206ZM213 146H216V144L213 145ZM220 146H221V145H220ZM220 146H219V147H220ZM223 146H224V145H223ZM244 146H245V145H244ZM176 147H178V149H177ZM176 147L174 148V147L170 146L169 148H174V149H176V151L181 150V148H182V147L179 146V145H177ZM180 147H181V148H180ZM188 147H189V145H188ZM188 147H187V148H188ZM190 147H191V146H190ZM190 147H189V148H190ZM200 147H201V146H200ZM224 147H225V146H224ZM231 147L234 148L233 145H232ZM231 147H229V148H231ZM241 147H243V145H242ZM253 147H254V146H253ZM256 147H257V146H256ZM256 147H255V148H256ZM258 147H259V146H258ZM211 148H212V147H211ZM220 148H221V147H220ZM225 148H226V150L228 149L227 146H226ZM238 148H239V146H238ZM247 148H249V147H247ZM185 149H186V148H184V149L182 148V151H183V150L185 151ZM201 149H203V148H201ZM206 149H208V148L206 147ZM209 149H210V145H209ZM241 149H242V148H241ZM256 149H257V148H256ZM189 150H190V149H189ZM211 150H212V149H211ZM211 150H210V151H211ZM218 150H219V149H218ZM234 150H235V148H234ZM253 150H254V149H253ZM259 150H260V149H259ZM263 150H264V149H262V151H263ZM176 151H175V152H176ZM182 151H181V153H182ZM204 151H205V149H204ZM207 151H208V150H207ZM213 151H216V148H215V150H213ZM220 151H222V150H220ZM236 151H237V148H236ZM236 151H235V152H236ZM240 151H241V150H240ZM249 151H250V149L248 150V153H249ZM254 151H255V150H254ZM172 152H173V150H172ZM175 152H174V153H175ZM199 152H201V151H199ZM217 152H218V151H217ZM225 152H226V151H225ZM229 152H230L229 155H230V154H233V153H231V151H229ZM241 152H242V151H241ZM241 152H239V154H240ZM244 152H245V150H244ZM244 152H243V153H244ZM255 152H256V151H255ZM263 152H264V151H263ZM174 153H172V154H174ZM176 153H177V152H176ZM184 153H185V156L187 157V155H186V154H187L186 151H185ZM184 153H183V154H184ZM206 153H207V152H206ZM219 153H221V152H219ZM219 153H218V154H219ZM236 153H237V152H236ZM250 153H251V152H250ZM170 154H171V153H170ZM200 154H201V153H200ZM207 154H210V153L208 152ZM207 154H206V155H207ZM213 154H214V152H213ZM225 154H226V153H225ZM252 154H254V152H252L251 155H252ZM262 154H264V153H262ZM216 155H217V154H216ZM216 155H215V157H216ZM260 155H261V154H260ZM172 156H173V155H172ZM175 156H176V155H175ZM175 156H174V157H175ZM177 156H179V155L177 154ZM213 156H214V155H213ZM221 156H223V155H221ZM224 156H227V155H224ZM230 156H231V155H230ZM236 156H237V155H236ZM257 156H258V155H257ZM191 157H192V156H191ZM197 157H199V155H198ZM201 157H203V156H201ZM204 157H205V156H204ZM231 157H232V156H231ZM237 157H238V156H237ZM245 157H246V156H245ZM248 157H249V156H248ZM248 157H247V158H248ZM175 158H176V157H175ZM189 158H190V157H189ZM192 158L194 159V156H193ZM212 158H213V157H212ZM222 158H223V157H222ZM222 158H221V161H222ZM239 158H240V157H239ZM253 158H254V157H253ZM255 158H256V156H255ZM255 158H254V159H255ZM182 159H184V158H182ZM196 159H197V158H196ZM198 159H199V158H198ZM207 159H208V158H207ZM214 159H215V158H214ZM223 159H224V158H223ZM226 159H227V158L225 157L224 160H226ZM248 159H249V158H248ZM254 159H253L254 162H255L256 159H257V161H258V158H256L255 160H254ZM259 159H260V158H259ZM177 160H178V159H177ZM177 160H176V161H177ZM191 160H192V159H191ZM199 160H200V159H199ZM205 160H206V159H205ZM219 160H220V157H219ZM224 160H223V161H224ZM249 160H250V159H249ZM180 161H181V160H180ZM193 161H194V160H193ZM207 161H208V160H207ZM209 161H210V159H209ZM209 161H208V162H209ZM213 161H214L213 164H215V161H216V163H219V162H220V161L218 162V157H217V159H215V160H213ZM231 161H232V160H231ZM231 161H228V162H231ZM234 161H235V160H234ZM251 161H252V159H251ZM257 161L255 162L254 167L256 166ZM263 161H264V160H263ZM263 161H261V159H260V160H259V163H260V162H263ZM172 162H173V160H172ZM184 162H185V161H184ZM187 162H188V161H187ZM189 162H190V161H189ZM196 162H197V161H196ZM198 162H200V161H198ZM201 162H202V161H201ZM201 162H200V163H201ZM204 162H205V161H203L202 163H204ZM178 163H179V162H178ZM200 163H198V165H201ZM206 163H207V162H206ZM220 163H222V162H220ZM224 163H225V161L223 162V164H224ZM232 163H233V162H232ZM237 163H238V161H237ZM239 163H240V162H239ZM239 163H238V166H239L240 168H239L238 170H240L241 167H242V166H240ZM259 163H257V164H259ZM171 164H172V163H171ZM174 164H175V161H174ZM179 164H180V163H179ZM182 164H183V166H184V163H183V162H182ZM192 164H193V163H192ZM213 164H212V165H213ZM223 164H220V166H218L219 164H218V165L216 164V165H217V167H218V169H219V167H221V165H223ZM233 164L236 165L235 163H233ZM261 164H263V163H261ZM261 164H260V165H257V167L259 166V170H260V166H263V165H261ZM185 165H186V164H185ZM193 165H197V164H193ZM225 165H227V164H225ZM228 165H229V164H228ZM250 165H253V164H250ZM250 165H249V166H250ZM176 166H177V165H176ZM238 166H237V167H238ZM172 167H173V165H172ZM203 167H204V166H203ZM206 167H207V166H206ZM217 167H216V168H217ZM223 167H224V166H223ZM223 167H221V168H223ZM250 167H251V166H250ZM250 167H249V168H250ZM263 167H264V166H263ZM188 168H189V167H188ZM213 168H215V166H214ZM224 168H225V167H224ZM229 168H231V165H230ZM255 168H256V167H255ZM261 168H262V167H261ZM195 169H196V166H195ZM201 169H202V168H201ZM227 169H228V166H227ZM227 169H226V170H227ZM231 169H234V168L232 167ZM179 170H180V169H179ZM197 170H198V169H197ZM204 170H205V169H204ZM204 170H203V172H204ZM213 170H215V169H213ZM224 170H225V169H224ZM234 170H235V169H234ZM234 170H233V173H235ZM242 170H243L242 172H244V169H242ZM250 170H251V169H250ZM250 170L248 169V171H247L248 174L251 173ZM252 170H253V169H252ZM255 170H256V169H255ZM261 170H262V169H261ZM206 171L208 172V169H207ZM218 171H222V170H217V171H215V173L217 174ZM257 171H258V169H257ZM262 171H263V170H262ZM194 172H195V171H194ZM225 172H226V171H225ZM228 172L230 173V171H228ZM238 172H239V171H238ZM242 172L240 171L241 174H242ZM245 172H246V170H245ZM247 172H246V173H247ZM254 172H255V171H254ZM191 173H192V172H191ZM210 173H211V172H210ZM222 173H223V171H222ZM222 173H221V174H222ZM233 173H231V174H233ZM256 173L258 174V172H256ZM203 174H204V173H203ZM211 174H212V173H211ZM216 174H215V175H216ZM243 174H244V173H243ZM243 174H242V175H243ZM248 174H247V175H248ZM259 174H262V176L260 175L261 177L264 176V173H259ZM197 175H198V174H197ZM208 175H209V174H208ZM215 175H214V176H215ZM218 175H219V174H218ZM234 175H235V174H234ZM238 175H239V174H238ZM244 175H245V174H244ZM190 176H191V175H190ZM192 176H193V175H192ZM195 176H196V175H195ZM195 176L192 177V181L194 180L193 178H194ZM199 176H200V175H199ZM203 176H204V175H203ZM214 176H212V178H213ZM225 176H226V175H225ZM227 176H228V175H227ZM227 176H226V177H227ZM230 176H231V175H230ZM232 176H233V175H232ZM235 176H237V174H236ZM249 176L251 177V175H249ZM206 177H209V176H206ZM216 177H217V176H216ZM219 177H220V176H219ZM219 177H218V178H215V177H214V178L217 180V179H219ZM223 177H224V176H223ZM223 177H222V179H225V178H223ZM243 177H244V176H243ZM253 177H254V175H252V178H253ZM255 177H256V179H257V175H256ZM261 177H259V178L261 179ZM196 178H197V177H196ZM200 178H201V176H200ZM214 178H213V179H214ZM228 178H230V177L228 176ZM235 178H236V177H235ZM235 178L233 179V177H232L231 180H234V182H235ZM237 178H238V177H237ZM198 179H199V178H198ZM205 179L207 180V178H205ZM208 179H210V181H211V178H208ZM215 179H214V181H216ZM226 179H227V178H226ZM241 179H242V176H241ZM250 179H251V178H250ZM256 179H255V180H256ZM262 179H263V178H262ZM182 180H183V179H182ZM196 180H197V179H196ZM201 180L204 181V179H201ZM220 180H221V179H220ZM253 180H254V178H253ZM184 181H186V179H185ZM184 181H183V182H184ZM188 181L190 182V180H188ZM192 181H191V184L193 185ZM210 181H209V182H210ZM217 181H218V180H217ZM223 181H224V180H223ZM228 181H229V183H230V182L233 183V181H230V180H228ZM236 181H237V180H236ZM238 181H239V180H238ZM240 181H241V183H242V180H240ZM244 181H246V180H244ZM183 182H182V184H183ZM189 182H188V183H189ZM194 182H195V181H194ZM196 182H197L196 185L199 186V183H200L201 181H200L199 183H198V181H196ZM196 182H195V183H196ZM218 182H220V181H218ZM249 182H250V181H249ZM249 182H248V184H249ZM256 182L259 183L260 181L258 182V181L256 180ZM175 183H176V182H175ZM184 183H185V182H184ZM186 183H187V182H186ZM220 183H221V182H220ZM237 183H239V182H237ZM237 183H236V186L239 187L238 185H239L240 183H239L238 185H237ZM246 183H247V182H246ZM250 183H251V185H252V184L254 185V183H253L252 181H251ZM257 183H256L257 186L254 185V187L252 188V189H254V188L256 187V188H255L256 191L254 190L255 193H257V187L259 186ZM173 184H174V183H173ZM176 184H177V183H176ZM209 184H212V183L210 182ZM215 184H217V183H215ZM222 184H223V183H222ZM224 184L226 185V183H224ZM230 184H231V183H230ZM230 184H229V185H230ZM244 184H245V183H243V185H244ZM259 184H260V183H259ZM187 185H188V188H189L190 184H186V186H187ZM207 185H208V184H207ZM218 185H219V184H218ZM225 185H222V188H223V186H225ZM227 185H228V184H227ZM233 185H234V184H233ZM243 185L241 184L240 186H243ZM246 185H247V184H246ZM246 185H245V186H246ZM251 185H249V186H251ZM253 185H252V186H253ZM262 185H263V184H262ZM262 185H261V187H262ZM171 186H173V185H171ZM186 186H185V188H186ZM197 186H195V187H197ZM209 186H210V185H209ZM211 186H212V190H214V189L217 190V188H218L217 185H216L217 188H216V186H215V188H214V187H213V184H212ZM230 186H231V185H230ZM263 186H264V185H263ZM164 187H165V186H164ZM180 187H181V186H180ZM182 187H183V186H182ZM190 187H191V186H190ZM199 187H200V186H199ZM226 187H228V186H226ZM234 187H235V186H233L232 189L229 188V187H228V188L232 191ZM237 187H236V188H237ZM191 188H192V187H191ZM191 188H190V190L194 191V190L191 189ZM206 188H208V187H206ZM206 188H205V189H206ZM219 188H220V187H219ZM224 188H225V187H224ZM236 188H235L234 190L238 191V189H236ZM239 188L241 189V187H239ZM243 188H244V186H243ZM245 188H246V187H245ZM258 188H259V187H258ZM163 189H164V188H163ZM240 189H239V190H240ZM247 189H248V188H247ZM263 189H264V187H263ZM179 190H180V189H179ZM206 190H207V189H206ZM206 190H205V191H206ZM215 190H214V191H215ZM218 190L220 191V189H218ZM222 190H223V189H222ZM258 190H260V189H258ZM261 190H262V189H261ZM181 191H182V190H181ZM187 191H188V190H187ZM192 191H191V192H192ZM205 191H204V192H205ZM209 191H210V190H209ZM209 191H208V192H209ZM214 191H213V192H214ZM227 191H228V190H227ZM236 191H235V192H236ZM240 191H243V190H240ZM254 191H253V192H254ZM166 192H167V191H166ZM210 192H211V191H210ZM213 192L210 194V196H211L212 194H214ZM229 192H230V191H229ZM238 192H239V191H238ZM238 192H237V193H238ZM243 192H246V191H243ZM162 193H164V192H162ZM179 193H181V192H179ZM206 193H207V191H206ZM246 193H247V192H246ZM255 193H254V195H256ZM262 193H263V192H262ZM262 193H261V194H262ZM167 194H169V192H168ZM174 194H175V193H174ZM181 194H182V193H181ZM191 194H192V193H190V196L194 197V194H195V193H193V195H191ZM216 194H217V192H216ZM220 194H221V192H220ZM223 194H225V193L223 192ZM251 194H252V192H251ZM261 194L259 195V192H258V195H259L258 198L262 196L261 199H264V197H263V194H264V193H263L262 195H261ZM175 195H176V194H175ZM183 195H184V194H183ZM188 195H189V194H188ZM195 195H196V194H195ZM198 195H199V194H198ZM198 195H197V197H198ZM200 195H201V194H200ZM200 195H199V196H200ZM204 195H205V193H204ZM208 195H209V194H208ZM228 195H229V193H228ZM237 195H239V194H237ZM237 195H236V196H237ZM240 195H241V194H240ZM247 195H250V194H247ZM247 195H246V196H247ZM254 195H253V196H254ZM184 196H185V195H184ZM201 196H202V195H201ZM213 196H214V195H213ZM216 196H217V195H216ZM223 196H224V195H223ZM231 196H233V195H232V194L229 195V198H230ZM241 196H243V194H242ZM250 196H251V195H250ZM256 196H257V195H256ZM256 196H255V197H256ZM179 197H180V196H179ZM202 197H203V196H202ZM211 197H212V196H211ZM219 197H220V196H219ZM224 197H225V196H224ZM168 198H169V197H168ZM195 198H196V196H195ZM217 198H218V197H216V199H217ZM225 198H228V197H225ZM225 198H224V199H225ZM233 198H234V197H231V199H233ZM235 198H236V197H235ZM235 198H234V200H235ZM243 198L245 199V196H244ZM256 198H257V197H256ZM256 198H255V199H256ZM164 199H165V198H164ZM164 199H163V200H164ZM172 199H173V198H172ZM175 199H177V198H175ZM175 199H174V200H175ZM184 199H185V198H183V202H185ZM190 199H192V198L190 197ZM199 199H200V198H199ZM202 199H203V198H202ZM208 199H209V198H208ZM211 199H212V198H211ZM213 199H215V198L213 197ZM221 199H223V198H221ZM238 199H239V198H238ZM246 199H247V197H246ZM246 199H245V202H246ZM261 199H259L260 204H261L262 202L264 203V201H262ZM174 200H173V202H174ZM203 200H204V199H203ZM217 200H219V198H218ZM260 200H261L262 202H261ZM181 201H182V199H181ZM197 201H198V199H197ZM211 201H212V200H211ZM214 201H216V200H214ZM224 201H225V200H224ZM237 201H238V200H237ZM255 201L257 202V200H255ZM166 202H169V200L166 201ZM200 202H202V201H200ZM204 202L206 203V201H204ZM218 202H219V201H218ZM250 202H251V201H250ZM259 202H258V203H259ZM187 203H189V202L187 201ZM198 203H199V201H198ZM209 203H210V202H209ZM214 203H215V202H213V205H214ZM216 203H217V201H216ZM216 203H215V204H216ZM222 203H223V201H222ZM258 203H257V204H258ZM184 204H185V203H184ZM193 204H194V203H193ZM207 204H208V203H207ZM220 204H221V203H220ZM232 204H233V203H232ZM232 204H231V205H232ZM238 204H239V203H238ZM241 204H242V205L239 204V206H238L237 203H236V205L238 206V207L236 206V208L241 209L242 207L240 208V206H243V203H241ZM245 204H246V205H249V204H251V203H249V204L245 203ZM245 204H244V205H245ZM91 205H93V204H91ZM106 205H108V204H106ZM200 205H202V204H200ZM204 205H206V204H204ZM211 205H212V204H211ZM218 205H219V203H218ZM226 205H227V202H226ZM229 205H230V203H229ZM252 205H254V204L252 203ZM262 205H264V204H262ZM262 205H261V207H262ZM103 206H104V205H103ZM176 206H179V205H176ZM196 206H198V205H196ZM196 206H193V209H194V207H196ZM206 206H207V205H206ZM208 206H209V205H208ZM233 206H234V205H233ZM233 206H232V207H233ZM254 206H255V205H254ZM258 206H259V205H258ZM91 207H92V208H95V207H93V206H91ZM184 207H185V206H184ZM184 207H182V208L184 209ZM187 207H188V206H187ZM189 207H190V206H189ZM199 207H200V206H199ZM212 207H213V206H212ZM228 207H229V206H228ZM244 207H245V206H244ZM259 207H260V206H259ZM259 207H258V208H259ZM104 208H106V207H104ZM108 208H109V207H108ZM197 208H198V207H197ZM203 208H204V207H203ZM203 208H202V209H203ZM206 208H208V207H206ZM206 208H204V209H206ZM229 208H230V207H229ZM248 208H249V207H248ZM253 208H254V207H252V209H253ZM262 208H263V207H262ZM179 209H180V206H179ZM179 209H178V210H179ZM221 209H222V208H221ZM231 209H232V208H231ZM242 209H245V208H242ZM255 209H257V206L255 207ZM255 209H253L254 212H255ZM178 210H177V213H178ZM194 210H195V209H194ZM194 210H193V211H194ZM197 210L199 211V209H197ZM227 210H230V209H227ZM249 210H250V212H251V208H249ZM259 210H261V209H259ZM180 211H182V210H180ZM190 211H191V210H190ZM201 211H202V210H201ZM222 211H223V210H222ZM224 211H225V209H224ZM236 211H239V212H241L240 214H243V213H242V210L240 211V210H237V209H236ZM243 211H244V210H243ZM245 211H246V209H245ZM184 212H186V211L184 210ZM184 212H183V213H184ZM202 212H204V211H202ZM219 212H220V211H219ZM229 212H230V211H229ZM232 212H233V213H231V214L233 215V214H234V211L232 210ZM254 212H253V213H254ZM257 212H258V211H257ZM260 212H261V211H260ZM180 213H181V212H180ZM180 213H178V214H180ZM186 213H187V212H186ZM194 213H195V212H194ZM206 213H207V212H206ZM206 213H205V214H206ZM208 213H209V212H208ZM217 213H218V212H217ZM245 213H247V212H245ZM245 213H244V214H245ZM258 213H259V212H258ZM262 213L264 214L263 211H262ZM198 214L201 215L202 213H197V215H198ZM221 214H224V213L221 212ZM251 214H252V213H250V215H251ZM254 214H255V213H254ZM263 214H262V216H260V218H261V217L264 218V217H263ZM182 215H183V214H182ZM189 215H190V213H189ZM195 215H196V213H195ZM208 215H209V214H208ZM210 215H211V214H210ZM218 215L220 216L219 213H218ZM218 215H217V216H218ZM225 215L228 216L229 214H228V215L225 214ZM225 215H223V216H225ZM248 215H249V214H248ZM255 215H256V214H255ZM257 215H258V214H257ZM257 215H256V216H257ZM259 215H261V213H259ZM180 216H181V215H180ZM219 216H218V217H219ZM229 216L231 217V215H229ZM235 216H236V215L234 214L233 217L235 218ZM239 216L242 217L241 219H245V216H247V215H239ZM243 216H244V217H243ZM204 217H205V216H204ZM209 217H210V216H209ZM211 217H213V216H211ZM218 217H217V218H218ZM221 217H222V215H221ZM230 217H229V218H230ZM258 217H259V216H258ZM183 218H184V217H183ZM185 218H186V217H185ZM185 218H184V219H185ZM197 218H198V216H197ZM217 218H216V219H217ZM219 218H220V217H219ZM226 218H227V217H226ZM234 218H233V220H234ZM105 219H106V218H105ZM105 219H104V220H105ZM184 219H183V220H184ZM190 219H191V218H190ZM204 219H205V218H204ZM211 219L213 220V218H211ZM216 219H215V220H216ZM220 219H221V221H224V220H222V218H220ZM220 219H219V221H220ZM223 219H225V218H223ZM95 220H96V219H95ZM193 220L196 221V220L194 219V217H193L192 221H193ZM205 220H206V219H205ZM209 220H210V219H209ZM217 220H218V219H217ZM238 220H239V219H238ZM246 220H247V219H246ZM254 220H255V219H253L252 221H254ZM256 220H258V219H256ZM256 220H255V222H257ZM261 220H262V219H261ZM261 220H259V221H261ZM225 221H227V220H225ZM229 221H230V220H229ZM229 221H228V222H229ZM240 221H241V220H240ZM244 221H245V220H244ZM252 221H251V222H252ZM184 222H185V221H184ZM208 222L211 223L210 221L207 220L206 223H208ZM228 222H227V223H228ZM234 222H237V224H238L239 221L236 220V221H234ZM249 222H250V220H249ZM249 222H246V221H245V223H249ZM251 222H250V223H251ZM185 223H186V222H185ZM193 223H194V222H193ZM197 223L200 224L199 222H197ZM241 223H242L241 225L243 226V223H244V222H241ZM250 223L247 224V226H248V225H251L250 227H252V225L254 224V222H253V224H252V223L250 224ZM261 223H262V221H261ZM187 224H188V223H187ZM198 224H197V225H198ZM218 224H219V223H218ZM224 224H225V223H224ZM231 224H232V223H229V224L226 225V226H230ZM178 225H179V224H178ZM206 225L208 226V224H206ZM209 225H211V224H209ZM214 225H215V223H214ZM214 225H213V226H214ZM221 225H222V224H221ZM233 225H234V224H233ZM235 225H236V224H235ZM259 225H260V224H259ZM261 225H262V224H261ZM187 226H189V225H187ZM223 226H224V225H223ZM223 226H222V228H223ZM253 226H256V229L258 228V226H257L256 224L253 225ZM263 226H264V224H263ZM209 227H211V226H209ZM215 227H216V226H215ZM231 227H232V226H230V228H231ZM236 227H237V225H236ZM245 227H246V224H245ZM248 227H249V226H248ZM192 228H193V227H192ZM218 228H219V229H222L221 226H219ZM224 228H225V227H224ZM224 228H223V229H224ZM227 228H229V227H227ZM230 228H229V229H230ZM238 228H240V227H238ZM243 228H244V227H243ZM262 228H263V227H262ZM160 229H161V228H160ZM176 229H177V228H176ZM189 229H191V227H190ZM203 229H205V228H203ZM213 229H214V228H213ZM219 229H218V230H219ZM233 229H234V227H233ZM249 229L252 231L253 227H252V228H249ZM256 229H255V230H256ZM178 230H179V229H178ZM183 230H184V229H183ZM187 230H188V229H187ZM187 230H186V231H187ZM207 230L209 231V229H207ZM218 230H217V231H218ZM230 230H232V228H231ZM247 230H248V229H247ZM258 230H259V229H258ZM260 230H261V229H260ZM260 230H259V231H260ZM176 231H177V230H176ZM179 231H180V230H179ZM189 231H190V230H188L186 233H189ZM192 231H195V232H196V230H192ZM197 231H198V233L200 232L201 234L204 235V232H203L204 230H203V231H200V229H198ZM215 231H216V230H215ZM217 231H216V232H217ZM225 231L229 233V236H230V237H232V236L230 235V233H232V232H229L228 229H227V230H224L223 233H224ZM235 231H236V230H235ZM237 231H239V229H238ZM241 231H242V229H241ZM241 231H239L238 234H237V235L235 234V235L238 236V235L240 234ZM245 231H246V230H245ZM261 231H262V230H261ZM157 232H158V231H157ZM183 232H185V231H183ZM195 232H192V233H194V234H193L194 236H193V235H188V236H190V237L193 238L192 241H189L190 244H191V242L194 244V242H197L196 240H198V242L200 241V244L204 245L203 243H206V241H205V242H204V241L201 242L202 239H203V236H202V238H201V237H199V236H200V235H199L200 233H199V234L197 233V234H198V236H197V234H195ZM202 232H203V233H202ZM209 232H210V231H209ZM213 232H214V230H213ZM218 232H220V231H218ZM218 232H217V234H218ZM176 233H177V232H176ZM180 233H181V232H180ZM192 233L190 232L189 234H192ZM235 233H237V232H235ZM241 233H242V232H241ZM249 233H250V232L247 233V236H249L248 238H250V240H249V239H248V240H249V242H250L252 239H251V237H250L251 234L248 235ZM254 233H255V232H252V234H254ZM181 234H182V233H181ZM209 234H211V233H209ZM213 234L215 235V233H213ZM256 234H258V233L256 232ZM177 235L179 236L180 234L177 233ZM177 235H174V236H177ZM183 235H184V234H183ZM206 235H207V234H205L204 237H206ZM211 235H212V234H211ZM211 235H210V237H211ZM225 235H226V233H224V236H225ZM232 235H234V232L232 233ZM244 235H245V234H244ZM185 236H187V235H185ZM212 236H213V235H212ZM220 236H221V235H220ZM236 236H235V237H236ZM239 236H240V235H239ZM239 236L236 237V240H237V241H238V239H239ZM242 236H243V235H241L240 238H242ZM262 236H263V235H262ZM262 236H261V237H262ZM181 237H184V236H180V238H181ZM196 237H197V238H196ZM207 237H208V236H207ZM207 237H206V238H207ZM210 237H209V240H207L208 238H207L206 240H207V241H210V240L212 241V239H210ZM218 237H219V236H218ZM226 237H228V236H226ZM226 237H224V238H226ZM235 237H232V238H235ZM256 237H257V236H254L253 240H254ZM258 237H260V232H259V236H258ZM261 237H260V238H261ZM176 238H177V237H176ZM180 238H179V239H180ZM185 238H186V237H184V239H185ZM192 238L187 237V239H185V240L192 239ZM195 238H196V239H195ZM198 238H199V239H198ZM200 238H201V240H200ZM221 238H223V237H221ZM224 238H223V239H224ZM228 238H229V237H228ZM228 238H226V239H228ZM177 239H178V238H177ZM182 239H183V238H182ZM182 239H180V240H182ZM204 239H205V238H204ZM216 239H217V237H216ZM219 239H220V238H219ZM243 239L245 240V242L247 241L245 236H244ZM258 239H259V238H258ZM185 240H184V244H185ZM194 240H195V241H194ZM214 240H215V239H213V241H214ZM217 240H218V239H217ZM220 240H221V239H220ZM220 240H219V241H220ZM229 240H230V239H229ZM244 240H242V241H244ZM256 240H257V238H256ZM262 240H263V239H262ZM262 240H261V241H262ZM178 241H179V240H178ZM193 241H194V242H193ZM230 241H231V240H230ZM179 242H180V241H179ZM214 242H215V241H214ZM220 242L222 243V241H220ZM226 242L228 243L229 241H226ZM233 242L235 243L236 241L233 240ZM245 242H243V243H245ZM249 242L247 241V243H249ZM256 242H257V241H256ZM259 242H260V241H259ZM209 243H210V242H209ZM217 243H218V242H217ZM217 243H213V242H211V244H210V248H211V250L214 252V255H216V256L219 258V260H220V258L224 260V259H226V258L228 257L229 254L226 255V254L223 252V250L220 251L221 249H220V247H219V244H221V243H218V244H217ZM229 243H230V242H229ZM231 243H232V241H231ZM238 243L240 244L241 242H238ZM238 243L236 242L235 244L237 245ZM247 243H246V244H247ZM176 244H177V243H176ZM179 244H180V243H179ZM179 244H178V245H179ZM187 244H189V243H187ZM193 244H192V245H193ZM206 244H208V243H206ZM206 244H205V246H207ZM212 244H214V245L211 246ZM216 244H217V246H215ZM222 244H224V242H223ZM235 244H234V245H235ZM239 244H238V246H239ZM246 244H245V245H246ZM252 244H254V242H253V243L251 242L250 245H252ZM178 245H177V246H178ZM208 245H209V244H208ZM224 245H225V248H226V247H227L226 244H224ZM232 245H233V244H232ZM242 245H243V244H242ZM245 245H244V246H245ZM247 245H249V244H247ZM250 245L248 246V249H247V250H251V249L253 248V246H250ZM257 245H258V244H257ZM257 245H256V246L254 245V246L257 247ZM260 245H261V244H260ZM263 245H264V244H263ZM180 246H181V245H180ZM193 246H194V245H193ZM229 246H230V245H229ZM238 246H236V247H238ZM258 246H259V245H258ZM190 247H191V246H190ZM194 247H196V245H195ZM207 247H209V246H207ZM239 247H240V246H239ZM239 247H238V248H239ZM242 247H243V246H242ZM242 247H240V248L243 250ZM245 247H246V246H245ZM245 247H244V249H245ZM249 247H252V248H249ZM255 247H254V248H255ZM179 248H180V247H179ZM179 248H176V249H179ZM191 248H192V247H191ZM231 248H232V247H230V249H231ZM233 248H234V247H233ZM233 248H232L231 250H229V249L227 250V248H226V250L231 252V251L233 250ZM254 248H253V250H255ZM259 248H260V247H259ZM222 249H223V247H222ZM256 249H257V248H256ZM260 249H262V248H260ZM180 250L183 251L182 249H180ZM190 250H191V249H190ZM203 250H204V249H203ZM235 250H236V248H235ZM245 250H246V249H245ZM245 250H244V251H245ZM247 250L245 251L246 253L248 252ZM27 251H28V250H27ZM187 251H188V250H187ZM192 251H193V250H192ZM233 251H234V250H233ZM233 251H232V254L234 253ZM259 251H261V250H259ZM12 252H13V251H12ZM12 252H10V253L12 254ZM14 252H15V251H14ZM170 252H171V251H170ZM193 252H194V251H193ZM200 252H201V251H200ZM207 252H208V251H207ZM240 252H241V251H240ZM16 253H17V252H16ZM22 253H23V252H22ZM173 253H174V252H173ZM185 253H186V252H185ZM189 253H190V252H189ZM196 253H197V251H196ZM201 253H202V252H201ZM201 253H200V254H201ZM236 253H237V252H236ZM236 253H235V254H236ZM256 253H257V250H256L255 254H256ZM14 254H15V253H14ZM166 254H167V253H166ZM170 254H171V253H170ZM176 254H177V253H176ZM176 254H175V255H176ZM202 254H203V253H202ZM210 254H211V253H210ZM230 254H231V253H230ZM242 254L245 255L244 252H243V253L241 252V254H239V255L241 256ZM248 254H250V253H248ZM248 254H246V255H248ZM251 254H253V253L251 252ZM251 254H250V255H251ZM258 254H259V253H258ZM258 254H257V255H258ZM2 255H3V254H2ZM8 255H9V254H8ZM12 255H13V254H12ZM18 255H20V254H18ZM18 255H17V256H18ZM26 255H28V254H26ZM167 255H168V254H167ZM177 255H178V254H177ZM189 255H190V254H189ZM189 255L187 256L188 258H189ZM191 255H192V254H191ZM204 255H205V254H203L202 256H204ZM211 255H213V254H211ZM237 255H238V254H237ZM237 255H235V256H234V254L232 255V257L234 258L233 260H231L232 262H233L235 259L238 260L239 262L243 259L242 256H241V260L238 259V258H235V257H237ZM244 255H243V256H244ZM250 255H249V256H250ZM260 255H263V254L260 253ZM3 256H5V255H3ZM13 256H14V255H13ZM15 256H16V255H15ZM21 256H22V255H21ZM159 256H160V255H159ZM171 256H173V254H172ZM178 256H180V255H178ZM178 256H177V257H178ZM196 256H197V255H196ZM198 256H199V254H198ZM206 256H207V254H206ZM249 256H248V257H249ZM252 256H253V255H252ZM263 256H264V255H263ZM22 257H23V256H22ZM31 257H32V256H31ZM160 257L162 258V255H161ZM166 257H167V256H166ZM191 257H192V256H191ZM191 257H190V258H191ZM194 257H195V255H194ZM194 257H193V259H194ZM204 257H205V256H204ZM204 257H202L203 260H204ZM209 257H210V256H209ZM230 257H231V255H230ZM232 257H231V258H232ZM245 257H246V256H245ZM248 257H246V259H247ZM258 257H259V256H258ZM9 258H10V257H9ZM25 258H26V256L24 257V260H25ZM29 258H30V257H29ZM164 258H165V257H164ZM167 258H169V257H167ZM179 258H181V257H179ZM212 258H214V257H212ZM228 258H229V257H228ZM228 258H227V259H228ZM254 258H256V257H254ZM254 258L252 257V259H254ZM4 259L6 260V259H7V256H6V258H4ZM17 259H18V257H17ZM21 259H22V258H21ZM177 259H178V258H177ZM205 259H206V257H205ZM208 259H209V258H208ZM227 259H226V260H227ZM246 259H245V260H246ZM250 259H251V258H250ZM250 259L248 258V260H250ZM5 260H4V262H5ZM7 260L10 262L9 259H7ZM7 260H6V261H7ZM111 260H112V259H111ZM117 260H118V259H117ZM156 260H157V259H156ZM160 260H161V259L158 258L157 262L160 261ZM169 260H171V257H170ZM172 260H173V259H172ZM181 260H183V258H181ZM181 260H180V262H181ZM189 260H190V259H189ZM215 260H216V259H215ZM226 260H225V262H226ZM229 260H230V259H229ZM229 260H227V261H229ZM236 260H235V261H236ZM245 260H244V262H245ZM255 260H256V261H260V260H257V258H256ZM263 260H264V258H263ZM2 261H3V260H2ZM19 261H20V260H19ZM27 261H28V260H27ZM31 261H32V260H31V258H30V262H31ZM33 261H34V260H33ZM167 261H168V260H167ZM177 261H178V264H179V263H180V262H179V259H178ZM9 262H8V263H9ZM14 262H15V261H14ZM20 262H21V261H20ZM22 262H23V260H22ZM22 262H21V264H22ZM112 262H113V261H112ZM170 262H171V261H170ZM189 262H190V261H189ZM203 262H204V261H203ZM205 262H206V260H205ZM216 262H217V264H218V261H216ZM216 262H215V263H216ZM221 262H222V261H221ZM246 262H248V261L246 260ZM250 262H251V260H250ZM8 263H7V264H8ZM12 263H13V261H12ZM23 263H24V262H23ZM164 263H166V262L164 261L163 264H164ZM172 263H175V264H176L175 261H172ZM190 263H192V261H191ZM190 263H189V264H190ZM206 263H207V262H206ZM206 263H203V264H206ZM209 263H211V262H209ZM219 263H220V262H219ZM242 263H243V262H242ZM253 263H254V262H253ZM261 263H262V262H261ZM261 263H260V264H261ZM3 264H4V263H3ZM5 264H6V263H5ZM17 264H19V263H17ZM24 264H25V263H24ZM26 264H30V263H26ZM34 264H36V263H34ZM110 264H113V263H110ZM170 264H171V263H170ZM187 264H188V261H187ZM198 264H200V263H198ZM201 264H202V263H201ZM207 264H208V263H207ZM223 264H224V263H223ZM229 264H231V262H230ZM234 264H235V263H234ZM236 264H237V263H236ZM238 264H241V263H238ZM247 264H249V263H247ZM257 264H259V263H257Z\"/></svg>",
    "mask_w": 264,
    "mask_h": 264
}]
</instances>
